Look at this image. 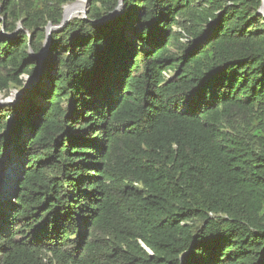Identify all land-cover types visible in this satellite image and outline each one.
I'll use <instances>...</instances> for the list:
<instances>
[{
  "label": "trees",
  "instance_id": "obj_1",
  "mask_svg": "<svg viewBox=\"0 0 264 264\" xmlns=\"http://www.w3.org/2000/svg\"><path fill=\"white\" fill-rule=\"evenodd\" d=\"M74 1L0 0V93ZM262 3L90 0L54 31L0 108V264H264Z\"/></svg>",
  "mask_w": 264,
  "mask_h": 264
},
{
  "label": "rangeland",
  "instance_id": "obj_2",
  "mask_svg": "<svg viewBox=\"0 0 264 264\" xmlns=\"http://www.w3.org/2000/svg\"><path fill=\"white\" fill-rule=\"evenodd\" d=\"M88 6H89V1H88L86 9H88ZM122 12H123V10L120 11L118 14H121ZM30 39H32V38L30 37ZM36 57H38L40 59L39 54L38 55H32V58H36ZM42 70H43V67L41 64V67L39 69L38 78L25 76L23 88L12 89V91L9 95H4V94L0 93V108L7 105V104L17 102L18 100H20L22 98V97H20L21 94L23 95L25 92H26L25 95L31 93L33 91V89L36 87V85H38L40 82L45 81L46 79L42 78ZM12 118L13 117H11V120H12ZM8 135L10 137V134H8ZM12 150L13 149L10 145V147L8 148L5 155L0 159V192H3V187L7 185L6 183H8V185L12 184L11 186L13 187V181L6 182V180L8 177H11L10 174L12 171H14V170L16 171V170L21 169V164L19 163L18 160H16V158L14 156L15 154L12 152ZM13 180H15V179H13Z\"/></svg>",
  "mask_w": 264,
  "mask_h": 264
},
{
  "label": "water",
  "instance_id": "obj_3",
  "mask_svg": "<svg viewBox=\"0 0 264 264\" xmlns=\"http://www.w3.org/2000/svg\"><path fill=\"white\" fill-rule=\"evenodd\" d=\"M72 3H73V2H72ZM72 3H71V4H72ZM89 3H90V0H89ZM68 5H70V3L64 6L63 19H62L61 23L58 24V25H54V24H52V23H49V25H48V27H47V36H46V40H45V44H44V48L42 49V51H41L40 53H38V54H39V57H40V59H41V60H40V65H41V63H42V60L45 58V56H46V54H47V51H48L49 46L51 45L52 33H53L54 31L63 30V29L68 25V23H69L71 20H73L74 18H87L88 9H86V8L83 10V12H82V14H81L80 16H79V15L77 16L76 11H74V10L71 11L69 14H67V12H66V7H67ZM124 8H125V6L123 5V0H120V4H119L118 8H117L115 11H113L111 14H109V15L103 17V18L100 19V20H95L94 23H102V22H106V21L110 20L113 16L118 15V13H119L120 11L124 10ZM0 11H1V6H0ZM259 13H261V14L264 15V0H263V3H262V5H261V7H260V9H259ZM0 19H3V18L0 17ZM21 28H22V26L20 25V26H19V29H18L16 32H18ZM38 54H35V53L31 50V55H38ZM37 78H38V77H37ZM25 93H26V92H25ZM25 93H24L23 95L21 94L20 97H23V96L25 95ZM144 247H145L148 251H150V253H153V252H152L147 246H145V244H144Z\"/></svg>",
  "mask_w": 264,
  "mask_h": 264
},
{
  "label": "bare ground",
  "instance_id": "obj_4",
  "mask_svg": "<svg viewBox=\"0 0 264 264\" xmlns=\"http://www.w3.org/2000/svg\"><path fill=\"white\" fill-rule=\"evenodd\" d=\"M88 1L89 0H76L75 2H73L72 4H70V5H68L67 7H66V12H67V14H69L71 11H76V13H77V16L79 15H81L82 14V12H83V10L87 7V4H88ZM10 176L11 177H8L7 178V180H6V182H11V181H13V179H15L16 180V177H17V173H16V171L14 170V171H12L11 172V174H10ZM7 185L6 186H4L3 187V194H9L10 192H11V190H12V184H10V185H8V183H6Z\"/></svg>",
  "mask_w": 264,
  "mask_h": 264
}]
</instances>
